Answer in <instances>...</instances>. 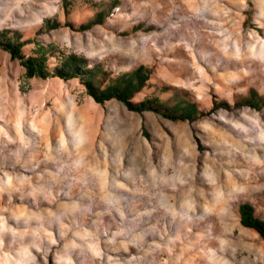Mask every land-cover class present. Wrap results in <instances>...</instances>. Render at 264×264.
<instances>
[{
  "label": "rangeland",
  "instance_id": "374dc122",
  "mask_svg": "<svg viewBox=\"0 0 264 264\" xmlns=\"http://www.w3.org/2000/svg\"><path fill=\"white\" fill-rule=\"evenodd\" d=\"M48 20L44 44L115 75L151 68L205 113L264 97V0H0V31L34 39ZM263 148L264 110L139 116L77 80H27L0 50V264H264L239 220L244 203L264 220Z\"/></svg>",
  "mask_w": 264,
  "mask_h": 264
},
{
  "label": "trees",
  "instance_id": "16d2710c",
  "mask_svg": "<svg viewBox=\"0 0 264 264\" xmlns=\"http://www.w3.org/2000/svg\"><path fill=\"white\" fill-rule=\"evenodd\" d=\"M118 2L110 6L101 5L100 11L92 20L78 28L79 32L103 26L110 17ZM58 22L48 20L36 34L34 39L12 30L0 31V50L9 54L13 61H17L25 71L27 80H60L69 82L77 80L86 95L99 106L111 102L121 104L129 113L143 116L150 113L169 122L189 123L190 125L208 117L220 109L233 111L239 108H249L256 112L264 110V97L256 91L250 90L247 97L232 108L222 102L214 104L210 113L201 111L192 101L190 95L176 88L166 85L153 84V69L140 66L133 71L115 75L100 62H92L49 44H44L38 38L52 31L59 30ZM71 29H74L71 26ZM28 47H32L27 53ZM151 91L140 101L136 98ZM142 136L150 140L144 122L141 129ZM240 225L255 232L264 242V220L256 216L255 210L249 203L239 207Z\"/></svg>",
  "mask_w": 264,
  "mask_h": 264
},
{
  "label": "bare ground",
  "instance_id": "6f19581e",
  "mask_svg": "<svg viewBox=\"0 0 264 264\" xmlns=\"http://www.w3.org/2000/svg\"><path fill=\"white\" fill-rule=\"evenodd\" d=\"M17 136V135H16ZM23 139H24V137H23ZM17 140L19 141V137L17 138ZM15 141H16V139H15ZM23 142V141H22ZM18 143V142H17ZM24 143V142H23ZM26 143V142H25ZM32 143V142H31ZM15 144V143H14ZM39 145L40 146H45V145H47V140L45 139V137L44 136H42V137H40L39 138ZM14 146V145H13ZM20 146H22V145H20ZM25 146H26V144H25ZM21 149V148H20ZM28 149V148H27ZM26 149V150H27ZM264 149V148H263ZM30 150V149H29ZM65 151V150H64ZM264 151V150H263ZM26 153V152H25ZM65 153V152H64ZM49 164V163H48ZM61 174V173H60ZM65 176V175H64ZM223 177V176H222ZM222 180V179H221ZM240 183V182H239ZM49 206V205H48ZM190 207V206H189ZM191 208V207H190ZM23 212H24V209H21ZM200 210V209H199ZM38 211H40V213H45L46 214V216L45 217H47L48 216V218H51L52 216L51 215H48V214H50V213H47V211L45 210V209H39ZM47 218V219H48ZM32 224H33V222H32ZM44 227V226H43ZM46 227V226H45ZM47 229V228H46ZM42 232H44V230L42 229V227H41V233L40 234H42ZM17 236V235H16ZM48 236H49V234H48ZM37 237V236H36ZM17 238V237H16ZM73 250V249H72ZM190 252V251H189ZM85 254V253H84ZM192 254V253H191ZM180 259H181V257H180ZM180 259H178V261L180 260ZM204 261H205V259H204ZM10 262V261H9ZM14 262V261H13ZM13 262H11V264L13 263ZM18 262V261H17Z\"/></svg>",
  "mask_w": 264,
  "mask_h": 264
}]
</instances>
